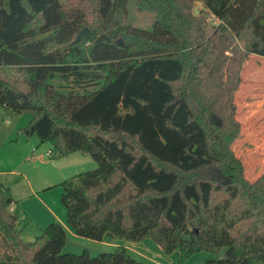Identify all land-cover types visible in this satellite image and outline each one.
Returning <instances> with one entry per match:
<instances>
[{
    "label": "trees",
    "instance_id": "16d2710c",
    "mask_svg": "<svg viewBox=\"0 0 264 264\" xmlns=\"http://www.w3.org/2000/svg\"><path fill=\"white\" fill-rule=\"evenodd\" d=\"M137 4L155 13L152 28L120 23L127 0H0V106L31 111L25 131L50 142V156L98 161L61 182L76 234L149 236L182 258L213 252L206 264H264V171L250 180L233 148L242 69L264 56V0ZM22 212L0 182L11 250L0 264H148L124 245L66 252L60 221L27 240Z\"/></svg>",
    "mask_w": 264,
    "mask_h": 264
},
{
    "label": "rangeland",
    "instance_id": "374dc122",
    "mask_svg": "<svg viewBox=\"0 0 264 264\" xmlns=\"http://www.w3.org/2000/svg\"><path fill=\"white\" fill-rule=\"evenodd\" d=\"M201 7V3H197L196 12H199ZM117 17L122 25H134L150 29L153 26L156 15L154 12L141 9L137 4V0H127L126 9L118 10ZM263 59L264 56L253 53L248 62L252 60L250 64L257 66L256 64H262L261 62H264ZM246 69L247 66L242 70L244 84L247 75ZM55 83L60 87L58 80ZM243 87L242 84L237 90L235 97L239 105L237 117L240 121L243 118V112L240 108V91ZM32 117L33 114L31 111L15 114L6 111L0 106V172L6 175L7 185L12 186L13 184H17V191L15 190V192L18 197L21 196L26 201V204L32 203L33 201L29 198V181L34 191L46 193L43 194V197L51 204L52 210L56 214H60L63 220H66L67 208L62 200L64 187L61 185V182L74 174L97 168L98 161L92 155L79 151L72 152L74 154L66 156L56 154L50 156L49 150L52 147L51 143L48 141L42 142L36 133L29 135L25 131ZM260 117L259 129L264 135V115ZM242 122L244 121L242 120ZM245 137L249 139V137ZM246 138H243L241 135L233 143V148L236 154L243 159L246 176L250 180H254L264 171V162H256V157H264V148L263 150L257 148L249 150L248 142L250 140L245 141ZM75 156L79 157V159L73 158ZM26 178H29V180L27 181ZM46 182H50L49 185ZM34 209L39 211L36 206ZM25 216L27 214H24ZM24 217L21 214L17 223V229L21 232L22 236L29 230L38 227L35 221L29 216ZM65 223L67 224V222ZM68 227L70 226L68 225ZM70 229L72 232L67 233V242L64 246V251L66 252L81 253L87 249L91 255H97L99 252L111 251L118 245H124L136 259L148 264H206L207 259L215 257L213 252L202 250L182 258L180 249L168 253L157 241L149 236L141 240H131L115 236L112 237L106 234L103 240H97L78 235L71 227ZM40 233L41 230L39 229V233H34L36 234L35 237ZM6 245L3 239L0 238V252L4 253L7 249ZM224 253L225 251L222 249L218 256H223Z\"/></svg>",
    "mask_w": 264,
    "mask_h": 264
},
{
    "label": "crops",
    "instance_id": "0c3cea01",
    "mask_svg": "<svg viewBox=\"0 0 264 264\" xmlns=\"http://www.w3.org/2000/svg\"><path fill=\"white\" fill-rule=\"evenodd\" d=\"M252 54L249 56V58L244 64V67L247 66V69H246L247 75L245 77L246 82L244 84V78L242 77V82L240 84V87L242 86V84L244 86L240 91V97H241L240 98L241 99L240 108L243 112L242 120L244 121L242 122L241 120L242 136L243 138H246L245 136L249 137V139L247 138L245 139V141L250 140L248 142V146L250 148L249 150L255 149V148L259 150H263L264 135L261 133L262 131L259 129V117L261 115H264V65H262L264 64V62H261L262 64L260 63L256 64L257 66H255L254 64H250L252 60L249 62L248 60H250V58L252 57ZM249 76H250V79L248 80ZM237 105H238V102H237ZM74 153H71V154H74ZM73 158L79 159V157H76V156ZM259 158L256 157V162H264V157H259ZM5 176L6 175H4L3 172H0V182H3L5 185H7ZM26 179L27 181L29 180V178H26ZM28 183L30 186V194H29L30 197L29 198L33 200L32 203H28V204H26V201H24L21 196L18 197V195L16 194L15 190L17 191V187H16L17 184L16 185L13 184L12 186L7 185L11 188L14 198L18 200L20 206L23 209L22 216L24 217V214H27V216H29L33 221H35L36 226H38V227L33 228L32 230H29L28 232H26V234H23V237L27 240L34 239L36 235L34 233H39V229L41 230L48 223L53 222V221H60L66 226L68 232H72L70 227H68V225L65 223L67 222V220L65 219L63 220L60 214H56L52 210L51 204L44 199L43 194H46V193H40V192L38 193L37 191H34L31 183L29 181ZM46 183H48L47 185H49L50 182H46ZM35 206L39 209V211L34 209ZM27 216H25L24 218H26ZM6 247L7 249L4 251V254L9 256L11 254V250L9 249L7 245Z\"/></svg>",
    "mask_w": 264,
    "mask_h": 264
},
{
    "label": "water",
    "instance_id": "95a60500",
    "mask_svg": "<svg viewBox=\"0 0 264 264\" xmlns=\"http://www.w3.org/2000/svg\"><path fill=\"white\" fill-rule=\"evenodd\" d=\"M88 33H89V28L86 26L76 35L74 41H79L84 36H86ZM120 43H123L121 39H120Z\"/></svg>",
    "mask_w": 264,
    "mask_h": 264
},
{
    "label": "built area",
    "instance_id": "2783aa9c",
    "mask_svg": "<svg viewBox=\"0 0 264 264\" xmlns=\"http://www.w3.org/2000/svg\"><path fill=\"white\" fill-rule=\"evenodd\" d=\"M51 153H52L51 150H49V155H51Z\"/></svg>",
    "mask_w": 264,
    "mask_h": 264
}]
</instances>
